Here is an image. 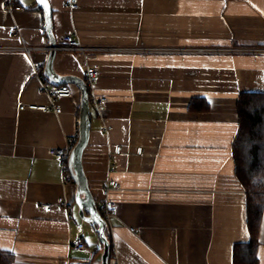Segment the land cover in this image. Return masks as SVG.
<instances>
[{"label": "crops", "instance_id": "obj_1", "mask_svg": "<svg viewBox=\"0 0 264 264\" xmlns=\"http://www.w3.org/2000/svg\"><path fill=\"white\" fill-rule=\"evenodd\" d=\"M68 1L47 0L51 66L82 81L98 72L88 91L105 103L98 113L88 100L81 163L102 215V189L118 183L107 264H233V246L248 242L235 103L264 94V0H77L74 11ZM68 34L88 51L62 50ZM49 48L36 0H0V253L12 264H101L98 225L49 155L77 141L80 91L65 84L59 114L28 108L48 106L60 86L44 74ZM193 99L207 110L189 111ZM258 241L264 264V208Z\"/></svg>", "mask_w": 264, "mask_h": 264}, {"label": "trees", "instance_id": "obj_2", "mask_svg": "<svg viewBox=\"0 0 264 264\" xmlns=\"http://www.w3.org/2000/svg\"><path fill=\"white\" fill-rule=\"evenodd\" d=\"M203 100L193 99L189 104V111L207 110ZM235 112L237 130L230 150L234 176L245 193L248 242L235 244L232 258L233 264H258L257 248L264 208V94L239 93ZM75 143L76 140L72 143V147ZM99 215L103 218L101 213ZM105 238L108 242V263L112 257V246L109 238ZM12 262L13 257L10 253H0V264H12Z\"/></svg>", "mask_w": 264, "mask_h": 264}, {"label": "water", "instance_id": "obj_3", "mask_svg": "<svg viewBox=\"0 0 264 264\" xmlns=\"http://www.w3.org/2000/svg\"><path fill=\"white\" fill-rule=\"evenodd\" d=\"M36 2L37 5L43 10L44 28L50 43V50L45 63L44 74L56 85L72 84L75 85L80 91L78 137L74 147L69 154V172L72 181L76 185L75 203L77 204L81 212L85 211L89 215L90 219L98 225V234L100 242L103 245L101 264H107L108 242L104 236L106 224L94 207V201L89 192L81 163L82 154L88 143L90 132L88 87L81 79H77L74 77H59L53 72L51 63L56 51V44L51 34V11L47 0H43V2H41V0H36ZM82 196L84 198L83 200L81 198Z\"/></svg>", "mask_w": 264, "mask_h": 264}, {"label": "built area", "instance_id": "obj_4", "mask_svg": "<svg viewBox=\"0 0 264 264\" xmlns=\"http://www.w3.org/2000/svg\"><path fill=\"white\" fill-rule=\"evenodd\" d=\"M69 9L74 11L78 8V3L77 0H69ZM20 8H16V10H19ZM62 50H66V51H77L80 52L82 54H85L86 49L82 48L76 38L72 35V34H68L62 37ZM256 51V50H254ZM85 56V55H84ZM98 77V72L96 69L94 68H87L86 72H85V84L86 86L89 87L92 86L93 82L97 79ZM48 95L50 97V101L51 103L48 106H29V109L32 110H40L42 112H51L53 111L55 114H59L60 109L55 108L54 107V102L57 101V99H64V98H68L70 96V89L68 87V85H60V86H56L50 90L47 91ZM89 102L94 106L95 110L100 113L104 107V103H105V99L103 98H95L94 96H90L89 94V98H88ZM24 107L21 106L19 107L20 110H22ZM72 149V145H66L65 148L63 149H55L52 148L49 150V155L51 157L56 158L59 162H60V168H61V173H62V177H63V181H71V175L69 172V162H68V158H69V154L71 152ZM120 147H116L114 153L116 155H119L120 153ZM141 149H138L137 154L140 155L141 154ZM118 188V183L111 181L109 184L105 185L102 189V197H103V210H104V214H103V220L106 222H108L116 213L117 210V206L115 203H113L112 201H110L108 199V194L111 190H115ZM57 204L63 205V200L59 199L57 201ZM46 212H50L52 209V205L51 204H46L42 206ZM75 248L78 250H82L84 248L83 243H77L75 245Z\"/></svg>", "mask_w": 264, "mask_h": 264}, {"label": "snow or ice", "instance_id": "obj_5", "mask_svg": "<svg viewBox=\"0 0 264 264\" xmlns=\"http://www.w3.org/2000/svg\"><path fill=\"white\" fill-rule=\"evenodd\" d=\"M41 2H43V0H41ZM45 6H47V5H45Z\"/></svg>", "mask_w": 264, "mask_h": 264}, {"label": "bare ground", "instance_id": "obj_6", "mask_svg": "<svg viewBox=\"0 0 264 264\" xmlns=\"http://www.w3.org/2000/svg\"><path fill=\"white\" fill-rule=\"evenodd\" d=\"M85 82V81H84ZM89 92V91H88Z\"/></svg>", "mask_w": 264, "mask_h": 264}]
</instances>
